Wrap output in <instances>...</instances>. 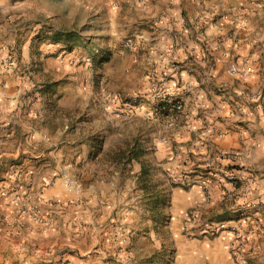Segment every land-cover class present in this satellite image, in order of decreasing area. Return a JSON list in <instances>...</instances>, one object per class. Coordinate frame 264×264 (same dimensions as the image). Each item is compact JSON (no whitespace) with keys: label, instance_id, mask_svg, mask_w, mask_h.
I'll list each match as a JSON object with an SVG mask.
<instances>
[{"label":"crops","instance_id":"1","mask_svg":"<svg viewBox=\"0 0 264 264\" xmlns=\"http://www.w3.org/2000/svg\"><path fill=\"white\" fill-rule=\"evenodd\" d=\"M119 4L52 11L32 0H0V209L7 218L25 220L15 203L21 196L46 210L44 227L0 230L7 251H0V264L109 263L112 251L101 236L105 213L89 195L74 204L59 175L94 149L87 145L93 133L78 120L82 107L93 113L92 95L85 94L92 88L81 89V66L69 60H89L97 47L113 48L126 33L152 53L145 92L154 95V112L161 111L156 121L166 130L154 149L176 184L175 228L186 236L181 264H264V0ZM79 9L88 13L84 19ZM98 15L105 16L101 24ZM66 29L86 30L87 41L76 46L84 51L67 52L61 42H51L48 35ZM32 56L37 63L30 77L9 66L14 59L25 66ZM242 59L252 72L229 77V62ZM113 91L109 105L117 102ZM139 94L129 96H144ZM171 102L183 109L174 110ZM68 148L71 159L65 160Z\"/></svg>","mask_w":264,"mask_h":264},{"label":"rangeland","instance_id":"2","mask_svg":"<svg viewBox=\"0 0 264 264\" xmlns=\"http://www.w3.org/2000/svg\"><path fill=\"white\" fill-rule=\"evenodd\" d=\"M133 1L144 3L147 0ZM32 2L39 8L47 7L52 11H57L62 6L66 8L88 2L95 4L97 8L107 5L111 8L120 7L119 2H122L123 7L131 4V0ZM78 12L83 19L88 14L82 9ZM103 15H98L95 19H99L100 24L105 20ZM119 20L122 23L125 21L121 17ZM67 30L48 37L52 43L61 42L67 52L76 48L84 51L83 47L76 46L79 41H87L86 30L83 29V34ZM114 44L113 48L109 44H105L102 49L97 47L98 50L90 54L89 60H77V56L69 60L70 66H81L78 78L80 83H84L83 87L80 85L81 89L92 88L91 93L85 94L92 95L93 113L90 112V107H82L78 120L87 132L93 133V137L88 138L87 145L94 149L86 151L72 167L63 166L59 175L62 187L64 192L75 195L73 200L77 201L74 204H81L89 195V201L94 199L93 207L105 213L101 236L112 251L108 264H181L180 240L186 236L175 228L177 211L173 206L172 188L176 184L154 149L158 136L165 135L166 130L162 121H156L159 112H154L152 106L154 95L145 92L149 88L147 85L153 70L148 68L151 49L138 44L130 33L120 37ZM18 60L14 59L15 70L20 71L22 76L30 77L29 72L34 71L37 63L35 58L32 56L25 66ZM111 90L116 92L115 105H109L112 98H107ZM62 93L68 95L70 89L65 88ZM132 93L144 95L139 98L141 105L135 112H130L127 106ZM78 100L83 102L86 98L78 96ZM63 140L65 141V137ZM67 152L65 160L71 159L69 148ZM1 173L0 170V175ZM48 186L50 183L38 187L37 190L42 191ZM92 187H96L99 192H92ZM27 188L29 192L36 191V187L32 185ZM92 193L97 195L96 201ZM15 203L20 206L19 210L26 212L27 217L25 220L7 218L0 209V230H16L22 225L28 228L44 227V204L28 205L21 196L15 198ZM69 206L70 204L63 208L68 209ZM38 215H42L40 220L36 218ZM26 220L31 224L25 222ZM4 243V239L0 238V251L6 253Z\"/></svg>","mask_w":264,"mask_h":264},{"label":"built area","instance_id":"3","mask_svg":"<svg viewBox=\"0 0 264 264\" xmlns=\"http://www.w3.org/2000/svg\"><path fill=\"white\" fill-rule=\"evenodd\" d=\"M9 66L12 69H15L16 63L14 60H9ZM252 72V66L248 59H242L241 61L234 60L230 61L227 68L226 73L229 77L237 78V77H245ZM140 96H131L127 102V106L130 112H135L140 107L141 103L139 101ZM154 99V96L152 97ZM153 101V100H152ZM171 108L174 110L181 111L183 109V105L181 103H170ZM229 179L234 183V185L239 184V179L236 178V175L230 174ZM42 215L36 216L38 220H40Z\"/></svg>","mask_w":264,"mask_h":264}]
</instances>
